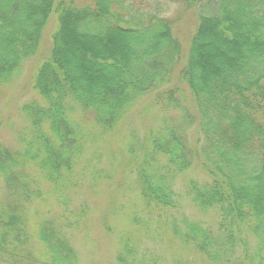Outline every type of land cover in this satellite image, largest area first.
Masks as SVG:
<instances>
[{
	"label": "trees",
	"instance_id": "16d2710c",
	"mask_svg": "<svg viewBox=\"0 0 264 264\" xmlns=\"http://www.w3.org/2000/svg\"><path fill=\"white\" fill-rule=\"evenodd\" d=\"M133 1L0 0V88L39 55L56 16L34 77L39 99L23 105L29 138L21 152L0 144V177L16 196L34 182L28 166L59 187L89 140L112 141L151 98L161 110H183L182 118L166 114L142 141L121 143L105 185L114 184L117 172L134 175L147 210H166L177 206L178 175L199 166L209 180H190L188 194L201 210L217 211L220 233L185 218L172 225V236L211 264H233L237 242L251 233L259 241L255 259L264 264V0H220L218 11L200 17L187 50L172 21L135 15ZM174 74L179 80L166 85ZM180 82L184 101L175 91ZM191 123L200 136L195 145L188 140ZM28 223L13 201L0 211V252L11 264H39L28 247ZM54 227L38 225L41 260L76 264L66 235ZM136 251L125 243L117 262L147 264Z\"/></svg>",
	"mask_w": 264,
	"mask_h": 264
},
{
	"label": "rangeland",
	"instance_id": "374dc122",
	"mask_svg": "<svg viewBox=\"0 0 264 264\" xmlns=\"http://www.w3.org/2000/svg\"><path fill=\"white\" fill-rule=\"evenodd\" d=\"M75 1L78 5L94 2ZM129 2L127 1V5H130ZM219 2L220 0H135L132 4L135 15H156L172 21L174 35L181 42L182 48L187 50L200 17L218 11ZM55 27L56 16L52 15L43 33L39 55L27 59L22 64L19 75L0 88V144L10 151H23V139L29 138L27 134L31 129L30 122L23 112V105L39 99L34 89V77L42 58L48 54ZM80 44H83L82 40ZM170 79L171 82L166 85L173 84L174 79L179 80L176 74L170 75ZM180 84L175 87L178 97L181 96V89H184L182 82ZM180 99L184 101L182 97ZM188 110L191 111V107ZM166 114L182 118L183 110H161L154 100L145 98L112 141H104L101 137L89 140L91 144L85 146L72 174L61 181L57 188L39 178L31 166H28L27 172L34 182L30 183L29 189L22 196H16L13 187L8 186L4 178L0 177V211L10 201L22 207L24 218L29 220L26 234L28 247L39 264L44 262L41 260L43 249L38 237V225L41 226L43 222L48 225L49 221H52L54 228L66 235L70 247L77 255L76 264H119L117 256L125 243L135 245L136 255L147 264H211L194 249L178 242L171 233L172 225L176 221L182 223L185 218L200 222L215 234L220 233L217 211L201 210L191 202L188 194L187 185L190 180H209L199 166L178 175L174 182L177 206L166 210H147L149 207L142 201L134 175L125 178L117 172L114 184L105 185L107 176L114 171L117 156L113 151L118 153L119 145H126L131 139L136 140V143L142 141L150 130L155 131L160 127L162 117ZM190 127L188 140L195 145L200 136L195 123H191ZM132 217L139 218V225L131 222ZM258 243L255 236L247 233L245 241L237 242L236 250L229 259L233 264H260L255 259ZM4 255L6 254L0 252V264H11Z\"/></svg>",
	"mask_w": 264,
	"mask_h": 264
}]
</instances>
